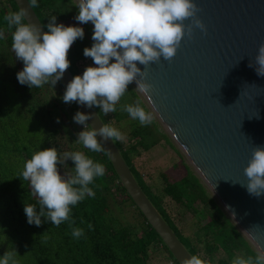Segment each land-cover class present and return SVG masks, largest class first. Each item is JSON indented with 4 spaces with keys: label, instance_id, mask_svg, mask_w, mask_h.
<instances>
[{
    "label": "trees",
    "instance_id": "obj_1",
    "mask_svg": "<svg viewBox=\"0 0 264 264\" xmlns=\"http://www.w3.org/2000/svg\"><path fill=\"white\" fill-rule=\"evenodd\" d=\"M77 3V0H37V6L32 8L45 31L51 15L56 16L57 24L75 23L84 29V38L77 39L68 53L71 65L67 70L72 77L83 74V64L93 63L83 51L93 44L94 26L75 20ZM15 11L18 10L12 0H0V31L4 33L0 39V257L7 250L15 249L17 264H149L150 253L158 252L166 256L169 264H177L125 193L104 152H91L77 142L84 126L73 120L78 111L75 105L63 102L65 90L61 81L55 86L30 88L17 80V73L24 65L11 48L14 28H9L4 19ZM127 91L116 112L105 115L99 107L92 109L101 123H110L113 127L129 120L125 139L112 142L143 195L189 256L199 255L212 264H231L237 256H255L257 253L234 221L190 167L176 181L165 180L161 188L145 183L134 161L141 151L161 141L168 143L170 137L156 119L151 125L142 126L122 110L123 105L141 100L133 83ZM142 106L145 107L144 103ZM50 147H56L58 153L82 151L106 168V174L90 185L95 197H86L72 208L71 220L75 223L71 227L68 221L55 226L43 217L40 226L29 224L24 212L25 203L37 201L21 175L24 163L34 152ZM58 167L63 175L71 174L75 165L69 158L65 165ZM108 201L119 209L128 202L135 214L129 215L131 222L121 223L109 210ZM189 213L196 227L190 237L184 234L181 221ZM73 227L83 228L84 235L74 238Z\"/></svg>",
    "mask_w": 264,
    "mask_h": 264
},
{
    "label": "water",
    "instance_id": "obj_2",
    "mask_svg": "<svg viewBox=\"0 0 264 264\" xmlns=\"http://www.w3.org/2000/svg\"><path fill=\"white\" fill-rule=\"evenodd\" d=\"M12 1L17 10L27 8L28 22L46 32L27 0ZM194 2L206 33L193 28L171 61L161 58L146 69L145 82L151 85L147 94L133 84L190 168L257 253L264 250V194L250 195L241 184L247 183L244 168L253 149L264 147V76L255 70V57L264 43V0ZM191 23V19L184 21L186 32ZM137 67L144 70L138 62ZM72 79L66 70L60 80L64 90ZM72 103L78 111L91 114L89 126H102L92 108ZM103 146L125 193L173 260L181 264L190 258L139 189L112 140Z\"/></svg>",
    "mask_w": 264,
    "mask_h": 264
},
{
    "label": "clouds",
    "instance_id": "obj_3",
    "mask_svg": "<svg viewBox=\"0 0 264 264\" xmlns=\"http://www.w3.org/2000/svg\"><path fill=\"white\" fill-rule=\"evenodd\" d=\"M29 6H37V0H29ZM78 15L75 20L81 24L91 22L93 27L91 47L84 48L85 57H90L95 66H88L82 75H76L67 84L63 95L64 103L78 102L88 108L99 107L105 114L117 111V104L128 92V85L135 82L140 92L147 94L151 85L145 82L146 69L161 58L171 61L187 34L193 28L207 31L197 17L200 11L194 0H78ZM28 9L8 13L4 19L12 32L11 48L17 59L23 61V69L17 73L20 84L30 88L45 84L55 86L70 67L68 53L77 39L84 38V29L56 23V16L49 17L47 31L42 32L36 23L28 22ZM192 23L185 29V20ZM4 33L0 31V39ZM137 62L144 65L142 71ZM257 75L264 76V43L255 57ZM249 67H253L249 63ZM136 88V89H137ZM137 99L134 104H125L126 111L142 126L151 125L154 113L147 111ZM91 114L77 111L73 120L84 126L78 133V141L91 152L105 151L103 143L111 139L123 141L125 136L111 124L102 123L99 129L87 124ZM57 122H59L57 120ZM102 137L98 140L97 137ZM75 167L71 174H61L58 165H65L68 159ZM106 174L105 165L94 161L82 151L58 153L56 147L34 152L24 163L23 180L29 183L36 203L26 204L24 212L29 224L40 226L42 217L55 226L71 220L72 208L86 197H95L90 185L97 177ZM246 184L250 195L264 194V147L256 146L248 165L244 168ZM37 206L39 211H37ZM88 227L91 229L92 225ZM84 229L72 228V236L80 238ZM15 249L6 251L0 257V264H17ZM181 264H212L199 255H190ZM231 264H264V250L255 256H237Z\"/></svg>",
    "mask_w": 264,
    "mask_h": 264
},
{
    "label": "rangeland",
    "instance_id": "obj_4",
    "mask_svg": "<svg viewBox=\"0 0 264 264\" xmlns=\"http://www.w3.org/2000/svg\"><path fill=\"white\" fill-rule=\"evenodd\" d=\"M68 26L77 25L75 23H71ZM82 66L85 70L86 67L95 65L94 63H91L85 65L83 64ZM137 94L148 111H151L138 92ZM116 128L119 129L126 137V134L130 129L129 120H125L121 124L117 125ZM175 149H177L176 145H174V143L170 140L168 143L161 141L158 145L153 146L146 151H141L139 157L134 161V163L135 167L142 174V177L148 186L161 188L162 185L165 184V180L173 182L185 174V168L190 166L179 150L177 149L178 151H176ZM108 207L117 218H120L121 223L126 224L127 221L131 222L129 215H135L133 208L129 206L128 202L121 207L122 210L114 207L110 204V201H108ZM183 218L184 219L181 220L183 221V232L186 236L190 237L193 232H195L194 230H196V227L194 226L195 224L190 220V213L183 216ZM174 222H176V225L179 224L178 221ZM155 250H158V247H156ZM149 264H169V261L163 253L154 252L153 254L150 253Z\"/></svg>",
    "mask_w": 264,
    "mask_h": 264
}]
</instances>
